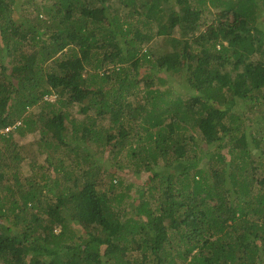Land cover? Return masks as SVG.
I'll list each match as a JSON object with an SVG mask.
<instances>
[{
    "label": "trees",
    "instance_id": "1",
    "mask_svg": "<svg viewBox=\"0 0 264 264\" xmlns=\"http://www.w3.org/2000/svg\"><path fill=\"white\" fill-rule=\"evenodd\" d=\"M262 11L0 0V264H264Z\"/></svg>",
    "mask_w": 264,
    "mask_h": 264
},
{
    "label": "rangeland",
    "instance_id": "2",
    "mask_svg": "<svg viewBox=\"0 0 264 264\" xmlns=\"http://www.w3.org/2000/svg\"><path fill=\"white\" fill-rule=\"evenodd\" d=\"M26 16H25V15ZM33 15H34V13L32 12L31 14H29V11L28 12H22L21 13V17L23 18V19H26V18H29V19H31L32 17H33ZM210 15V13H207V17ZM260 21H262V27H264V11H262L261 12V18H260ZM155 46H157L158 47V49L159 50H161L160 49V47H159V45L158 44H155ZM154 46V47H155ZM155 49H156V47H155ZM143 69H145L144 67L142 68V70ZM141 70V71H142ZM88 98V97H87ZM54 99V98H53ZM72 112H71V117H73V116H75L76 118H79V117H81L82 116V113L81 112H79V108H78V106H75L72 110H71ZM29 138H31V137H29ZM107 150H104V155H106L107 154V152H106ZM43 161V158H41V162ZM42 163H44L43 164V167H46L45 166V162H42ZM43 169V168H42ZM31 168L29 167V166H27V167H23V169L21 170V172H22V174L24 175H30L31 174ZM140 177H141V179H146L147 178V172L145 171V172H142L140 175H139ZM133 178V177H132ZM107 179H108V177H107ZM132 192V191H131ZM132 195H133V193H132ZM131 195V196H132ZM58 230V229H57Z\"/></svg>",
    "mask_w": 264,
    "mask_h": 264
},
{
    "label": "built area",
    "instance_id": "3",
    "mask_svg": "<svg viewBox=\"0 0 264 264\" xmlns=\"http://www.w3.org/2000/svg\"><path fill=\"white\" fill-rule=\"evenodd\" d=\"M13 131H14L13 127H7L5 129L1 130L2 133L13 132Z\"/></svg>",
    "mask_w": 264,
    "mask_h": 264
}]
</instances>
